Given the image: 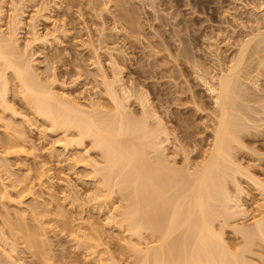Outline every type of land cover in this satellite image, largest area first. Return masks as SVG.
Wrapping results in <instances>:
<instances>
[{
	"label": "rangeland",
	"instance_id": "rangeland-1",
	"mask_svg": "<svg viewBox=\"0 0 264 264\" xmlns=\"http://www.w3.org/2000/svg\"><path fill=\"white\" fill-rule=\"evenodd\" d=\"M263 6L264 0H6L0 16L5 31L14 15L23 22V47L32 38L33 27L46 36L47 42L35 43L28 54H33L44 80L55 78L59 84L66 83V91L58 85L56 91L79 103L94 99L104 108L110 106L98 65L111 74V55L117 57V70L126 86L149 95L152 109L171 135L167 152L180 166L186 155L196 163L209 149L217 110L200 75L228 70L255 28L264 29ZM253 53L246 56L241 74L249 109L243 107L249 110L252 122L242 135L243 146L235 148L237 162L245 168L237 178L248 213L237 218L239 224H251L260 214L259 204L264 203L261 188L246 175L248 171L252 179L264 183V58ZM8 98L26 119H13L0 108V182L8 189L5 193L0 185V231L17 245L24 264H95L88 249L72 240L75 233L101 236L109 248L101 251L104 264L132 263L133 251L120 240L130 239L128 231L121 233L105 223L107 208L126 204L122 196L117 192L108 196L107 203H97L93 195L98 192V183L79 160L82 154L78 149L66 151L59 145L61 133H52L32 114L15 85ZM137 100H130L128 107L140 117ZM9 122L23 132L27 153L3 160L1 154L8 149L3 125ZM91 155L100 156L97 150H91ZM42 165L49 172L43 171ZM29 187L34 193L24 196ZM76 192L82 199L80 205L73 200ZM20 196L22 205L13 199ZM19 213L25 214L27 227L21 225ZM234 222L224 228V238L230 244H240L242 239L232 229ZM19 226L28 228L32 244L25 241L22 230L17 231ZM256 239L247 261L264 264V242ZM141 242L145 245L147 241ZM3 248L0 241V264H12Z\"/></svg>",
	"mask_w": 264,
	"mask_h": 264
},
{
	"label": "bare ground",
	"instance_id": "bare-ground-1",
	"mask_svg": "<svg viewBox=\"0 0 264 264\" xmlns=\"http://www.w3.org/2000/svg\"><path fill=\"white\" fill-rule=\"evenodd\" d=\"M5 2L0 0V14ZM22 26L23 22L14 15L5 31L0 16V108L9 112L13 119H26L8 98L15 85L32 114L47 124L52 133H61L59 145L66 151L77 148L82 154L79 160L98 183V192L93 199L97 203H107L108 196L114 193L122 196L126 204L107 208L105 223L121 233L128 231L130 239L122 237L120 240L134 253V261L129 264H244L249 258L247 253L251 255L257 245L256 238L264 242V203L259 204L260 214L251 224L238 223L240 216L248 213L241 199L244 190L237 178L245 173V168L237 162L235 148L241 143L243 146L242 135L251 128L249 123L252 122L248 117L246 84L243 85L241 80L242 67L249 52L258 53L263 60L264 29L260 26L255 28L238 48L237 58L229 64L226 72L200 75L217 110L209 149L196 163H191L186 155V162L179 166L167 152L171 135L165 123L152 109L147 92L134 91L126 86L117 70V57L111 55V74L101 64L98 65L110 106L104 108L94 99L82 104L74 97L56 91L57 85L66 91V83L59 84L55 78L44 80L37 72L33 54L30 57L28 51L37 42L46 43L47 38L40 36L33 27L32 38L23 47L20 43ZM134 95L141 108L140 117L129 111L130 100L136 98ZM3 127L8 149L1 154V159L26 154V142L20 128L13 122L5 123ZM10 129L15 130L14 133ZM91 150H97L100 154L98 159L92 157ZM79 160L73 158L75 163ZM41 167L49 172L44 165ZM247 172L246 175L259 185L264 195V183L252 179ZM2 186L8 193L7 187ZM31 190L29 187L24 196L32 195L34 192ZM76 193L73 200L80 205L82 199ZM13 199L22 205L23 197ZM22 214L17 215H20L21 225L25 226L26 217ZM231 221L234 222L233 232L242 239L240 244H230L224 238V228L231 225ZM217 222L219 226H216ZM25 227L17 231L22 230L25 241L32 244L29 230ZM71 238L78 246L88 249L95 264H104L101 251L108 252L109 248L98 233L93 237H81L75 233ZM142 239H146L145 245ZM0 241L4 246L2 252L12 264H24L17 245L4 231H0Z\"/></svg>",
	"mask_w": 264,
	"mask_h": 264
}]
</instances>
